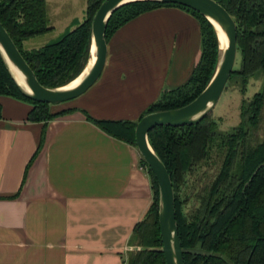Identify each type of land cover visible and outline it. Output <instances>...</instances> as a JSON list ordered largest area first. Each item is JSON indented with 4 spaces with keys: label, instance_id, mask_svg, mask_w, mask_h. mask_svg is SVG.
<instances>
[{
    "label": "crops",
    "instance_id": "1",
    "mask_svg": "<svg viewBox=\"0 0 264 264\" xmlns=\"http://www.w3.org/2000/svg\"><path fill=\"white\" fill-rule=\"evenodd\" d=\"M81 22L68 18L66 31ZM106 43L99 79L80 97L50 105L51 114L70 112L46 125L28 121L30 104L0 95V264H126L133 230L153 203L151 180L137 147L85 114L138 122L163 92L190 80L201 29L186 10L161 6Z\"/></svg>",
    "mask_w": 264,
    "mask_h": 264
},
{
    "label": "trees",
    "instance_id": "2",
    "mask_svg": "<svg viewBox=\"0 0 264 264\" xmlns=\"http://www.w3.org/2000/svg\"><path fill=\"white\" fill-rule=\"evenodd\" d=\"M102 1L86 0L84 20L39 48L25 49L24 43L53 30L46 0H0V23L38 82L55 89L74 81L86 68L91 58V22ZM216 1L236 25L240 67L233 68L228 82L241 95H245L250 80L259 82L260 88L250 99L242 98L239 122L231 131L219 133L211 114L194 126L154 128L147 138L171 179L184 264H264V0ZM161 6L179 7L197 19L201 57L190 80L163 92L143 116L179 109L192 102L211 80L219 59V44L210 23L197 11L173 3L137 0L122 5L108 21L106 42L127 22ZM0 95L30 104L29 122L46 125L70 112L51 114L49 104L25 98L1 55ZM85 116L110 136L135 146L137 122L99 121ZM41 146L42 141L32 160ZM142 163L151 180L153 203L133 230L129 243L133 239L140 250L132 254L128 264H164L158 186L146 163Z\"/></svg>",
    "mask_w": 264,
    "mask_h": 264
},
{
    "label": "water",
    "instance_id": "3",
    "mask_svg": "<svg viewBox=\"0 0 264 264\" xmlns=\"http://www.w3.org/2000/svg\"><path fill=\"white\" fill-rule=\"evenodd\" d=\"M132 1L137 0H103L101 2L91 22L90 56L92 48H94L93 63L80 83L72 88H67L71 82L55 89L43 87L0 23V55L19 92L33 102L49 105L69 102L84 94L96 83L105 66L107 56L105 31L112 13L122 5ZM151 1L179 4L197 11L214 28L217 40V30L221 32L225 39V47L223 48L220 47L218 40V64L204 90L184 107L170 111L149 113L143 116L137 122L134 131L135 146L158 186V224L164 264H184L175 217L171 179L166 167L151 148L147 136L151 130L157 127H188L197 125L212 114L236 62V25L229 12L216 0Z\"/></svg>",
    "mask_w": 264,
    "mask_h": 264
},
{
    "label": "rangeland",
    "instance_id": "4",
    "mask_svg": "<svg viewBox=\"0 0 264 264\" xmlns=\"http://www.w3.org/2000/svg\"><path fill=\"white\" fill-rule=\"evenodd\" d=\"M50 5H52L57 11L59 16L58 26H55V30L45 35L32 38L24 43L25 49L39 48L44 44L58 39L66 31V20L76 19L77 21H83L85 16V6L86 0H50ZM49 11V6L48 9ZM51 25V23H50ZM234 67L238 69L240 67V57L237 55ZM259 82L250 80L247 85V90L245 95H241L236 86H233L230 82H227L226 89L222 92L220 99L218 100L213 112L212 117L217 124V131L219 133H224L231 131L237 126L239 122V111L242 98L248 100L250 99L256 91L260 88ZM184 209V214L188 212ZM140 248L137 246L136 242L131 239L129 243L126 264H128L129 259L132 254L139 251Z\"/></svg>",
    "mask_w": 264,
    "mask_h": 264
},
{
    "label": "bare ground",
    "instance_id": "5",
    "mask_svg": "<svg viewBox=\"0 0 264 264\" xmlns=\"http://www.w3.org/2000/svg\"><path fill=\"white\" fill-rule=\"evenodd\" d=\"M217 35H218L220 47L221 48L225 47V39L223 38V36L219 30H217ZM93 53H94V48H92L91 58L87 64L86 68L83 70V73L79 77H77L73 82H71L67 88H72V87L78 85L80 83V81L82 80V78L87 74V72H88L89 68L91 67L93 60H94Z\"/></svg>",
    "mask_w": 264,
    "mask_h": 264
}]
</instances>
